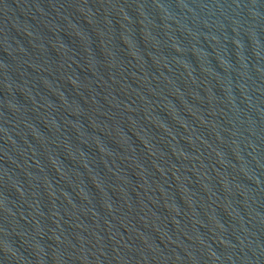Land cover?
<instances>
[{"label": "water", "instance_id": "95a60500", "mask_svg": "<svg viewBox=\"0 0 264 264\" xmlns=\"http://www.w3.org/2000/svg\"><path fill=\"white\" fill-rule=\"evenodd\" d=\"M0 264H264V0H0Z\"/></svg>", "mask_w": 264, "mask_h": 264}]
</instances>
